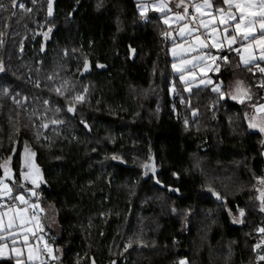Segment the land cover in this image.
<instances>
[{
	"label": "trees",
	"instance_id": "16d2710c",
	"mask_svg": "<svg viewBox=\"0 0 264 264\" xmlns=\"http://www.w3.org/2000/svg\"><path fill=\"white\" fill-rule=\"evenodd\" d=\"M23 1L21 9L19 0H0V81L11 87L0 95V177L8 157L19 169L21 150L24 166L26 148L44 169L47 186L16 180L11 196L22 192L39 203L43 223L47 210L54 213L59 231L47 229L43 261L264 264V244L255 249L264 238V132L252 130L246 116L264 101V86L254 84L264 60L244 65L228 49L212 83L187 85L172 72L171 28L158 12L144 16L138 0H53L51 15L49 0ZM87 60L93 71L80 78ZM100 63L106 69L98 70ZM89 81L93 97L78 102L74 91ZM229 81L247 86L243 102L222 96ZM33 98L51 99L63 137L48 140L45 131L32 130L25 107ZM197 156L211 168L244 162L245 186L227 195L206 177L207 168H196Z\"/></svg>",
	"mask_w": 264,
	"mask_h": 264
},
{
	"label": "rangeland",
	"instance_id": "374dc122",
	"mask_svg": "<svg viewBox=\"0 0 264 264\" xmlns=\"http://www.w3.org/2000/svg\"><path fill=\"white\" fill-rule=\"evenodd\" d=\"M139 4V10L141 13H143L144 16H146V14H149L150 12H158L160 14H162V18L161 21L162 23L171 28L170 32H169V38L172 42L170 48H169V52H170V56H171V60H172V72L173 74H180L179 77V81L182 83H186L187 85H205L208 84V81H211V83L213 82V79H215V76L212 75L213 72H217L218 71V66L215 65L217 60H218V55L212 54L211 56H205L202 53V49H204V47H201V45L196 41L195 37L198 35L200 38V41L204 42L203 39V30L206 33H211L210 29H204L203 27H199L195 32H193L192 34H189L187 31L181 35V28L184 27V23L183 22H178L176 20H174L172 17L176 14V12H183V10H175L173 9V5H176L177 3H179L178 0H169L168 6L169 8L172 9L171 12H165L162 13L160 11L157 10V7L159 6V4L161 3V0H138ZM146 5V7H142ZM198 16V14H196ZM168 19L169 23L165 24L164 20ZM190 21V27H195L196 25L199 24V18H197V20H192L189 19ZM221 31L218 30L217 31V35L215 38H213L211 36L210 40L213 42L214 39H220L221 37ZM228 44L227 41H222V44ZM238 43V42H237ZM204 44L206 45V42H204ZM236 44V43H235ZM225 46V45H224ZM242 46V44H241ZM240 46V47H241ZM228 47V46H227ZM243 47V46H242ZM216 48V47H215ZM195 49V50H194ZM219 49V48H217ZM244 52V51H243ZM242 56H246V53H243ZM198 57H204L203 60H199L196 59ZM212 57H215L216 59H212ZM256 59L250 61L247 64L253 63L255 61H257V58L260 59V55L255 56ZM241 61L242 57H241ZM244 63V62H243ZM175 65V67H174ZM2 66V65H0ZM3 70L0 71V74L4 72V67L2 66ZM264 67H261L260 69H262ZM260 69H256L257 70V74L260 75L258 76V79L256 81V85L258 86H264V77L262 76V74H264V72H262ZM255 71V70H253ZM256 72V71H255ZM65 76V75H64ZM63 76V77H64ZM172 80L174 79V76L171 77ZM34 80V78H33ZM36 80H40V78H35L34 81ZM71 81V80H70ZM67 78L66 80H63L62 82H65L66 90H69L71 87V82H70ZM225 82H221V84L216 85L215 88L216 89H220L221 85H224ZM92 83L89 81L87 82L82 89H76L74 91V99H76L78 102H85V100H87V98H92L93 97V93H92ZM177 86L173 85L171 88L172 90L177 94ZM247 89V86H245L243 83H238L237 81H229V83L227 84V86L225 87V90L222 92V96L225 97H230L233 98V96H237L236 99H242L241 95H238L237 93V89ZM11 90V87L7 84H4V82L0 81V95H3L5 93H8ZM252 92V90H251ZM143 94L149 95L147 91H145ZM78 97H82V99H77ZM185 98V97H183ZM186 99V98H185ZM256 100H258V98H255ZM45 101H48V103H45ZM184 101L183 99L181 100V102ZM187 101V100H186ZM185 101V102H186ZM51 99L50 98H46L42 103H41V99L36 98V99H30V101L26 104L25 107V116L28 119V121L31 123V128L33 131L35 132H41V131H45L47 135H49V138L46 137L48 140L49 139H57L59 137H63L62 133L64 131V126H55L56 124H54L53 120H52V114H51ZM89 100H88V105L89 106ZM260 105H264V101L258 102L256 107L252 110H250L247 113V117H248V122H260V121H264V112H258L256 109L260 106ZM55 106V104H54ZM55 110H57L59 107H54ZM81 114L83 115V111H81ZM55 115L58 117L60 124H62L61 122H65V120L63 119L64 116L61 114V112L56 111ZM255 117V121H252L251 118ZM63 119V120H62ZM57 121V120H56ZM57 122V123H59ZM56 123V122H55ZM203 123V122H202ZM50 125V127H47L45 125ZM70 125V127L73 126L72 122L68 123ZM189 121H186V125L188 127H190L189 125ZM204 128V123L200 124L201 129ZM206 126V124H205ZM252 130H260L259 127L256 128H251ZM27 149V148H26ZM24 151V156H23V162L25 163L24 166V171H30L31 166L29 167V163L30 161L27 160V155L28 152H30L27 149ZM32 158V157H31ZM206 157H201V156H197L195 157V164H196V168L198 169H203V168H207V173L204 172L205 175H207L206 177L209 179V177L211 179H213V181H216L215 179H217L218 181H216L217 183H219L221 185V187L224 189V191L226 192L227 195H231V193H235L237 191H239L240 189H242L241 187H244V182H242L239 179V171L242 170V165H244L242 161H237L232 165H222L219 166L218 168H214V167H210L207 162L205 161ZM204 166V167H203ZM203 167V168H202ZM210 170L212 172H210ZM209 176V177H208ZM4 181V180H3ZM211 182V181H210ZM4 183L8 184L9 187L12 188V193L10 196H5L3 198H0V205H4L5 207L0 208V212H5L7 213V215L4 216V225H5V230L0 231V245H3V255H0V258H7V257H14L16 258V260L19 258L21 260V264H49L46 263L45 261H43V253L40 249V245L41 244H45L47 245V229L48 230H53L54 232H58V225L56 223V218L53 215L54 213L52 211H44L47 215V219H44L45 222H41V219H43V217H37L36 219H32L30 218V216H28V213L26 211V209L24 208V206L22 205V201L20 200H14L13 198H11V196L14 194L13 191V186L10 182L4 181ZM249 184V183H246ZM25 186V185H24ZM247 186V185H246ZM230 189H227V188ZM240 188V189H239ZM261 190V187L259 188ZM29 193H33L34 190L33 189H28L27 190ZM23 195L22 192L18 193L16 196H20ZM33 195V194H32ZM26 196L24 195V198ZM261 197H263V193L261 191ZM31 200V199H30ZM32 202V201H31ZM33 205H38V207H36L39 216L40 213H42L43 209L41 208V206H39V203H33ZM20 209L21 212H17L16 210ZM21 213L23 215V219L25 221L24 225L21 226ZM15 216V221H14V226L11 229L7 228V224H8V219L10 216ZM45 216V215H44ZM140 217V215H139ZM207 229V224L206 222L204 223V227L203 230ZM30 230V231H29ZM25 234L27 236V241L28 243L26 244L25 241ZM34 235V236H33ZM262 244H264V238L261 237L259 239V241L257 242L255 249L258 248V246H261ZM48 247V246H47ZM18 249L22 252V256L21 257H17L16 252L13 251V249ZM33 250V258L32 260L28 259V250L29 249ZM50 248L48 247L47 251ZM184 261L186 262V264H191L188 262L187 259H182L178 264H181V262Z\"/></svg>",
	"mask_w": 264,
	"mask_h": 264
},
{
	"label": "snow or ice",
	"instance_id": "6c2138e0",
	"mask_svg": "<svg viewBox=\"0 0 264 264\" xmlns=\"http://www.w3.org/2000/svg\"><path fill=\"white\" fill-rule=\"evenodd\" d=\"M215 2H219V0H215ZM169 0H161V3L157 7V10L165 13L171 12L172 9L168 6ZM223 4L227 6V10L224 7L215 8L214 7V0H193L191 4H186L185 0H179V3L176 4L177 9H182L183 12H176V14L172 17L174 20L178 22H183L184 27L181 28V35H183L186 31L189 34L195 32L199 27H203L204 29H208L211 27L210 35L215 38L217 35L218 29L222 28L221 37L219 40H213V47L220 48L222 47V41H227L229 47L233 44L240 42L243 46V51L246 53V56H242V60L245 64L249 63L252 60H255L256 57L254 55V50L258 49L260 53V59L264 60V0H223ZM23 7V5H20ZM146 7V5L142 6ZM192 8L195 14L192 15L191 19L196 20L199 18V24L195 27H190L189 21V8ZM3 8V5H0V9ZM235 9V11H233ZM49 15L52 14V3L49 0ZM143 14V13H142ZM165 24L169 23L168 19L164 20ZM196 41L201 45V47H205L203 41H200L199 36L195 37ZM195 50V49H194ZM239 52L240 49H237ZM196 59L203 60L204 57H198ZM212 59H216L212 57ZM175 67V65H174ZM85 68H87V63L85 64ZM3 68L0 66V71ZM264 72V68L260 69ZM211 83V81H208ZM59 92V89H57ZM238 95L241 96H248L247 90L244 89H237ZM237 96H233V99H236ZM250 98V97H249ZM77 99H82V97H78ZM243 102V99H241ZM48 103V101H45ZM72 108H69V111H72ZM258 112H264V105H260L257 109ZM252 121H255V117L251 118ZM46 126V125H45ZM250 128L259 127L260 131L264 132V121L260 122H250ZM27 152V149H26ZM34 153L28 152L27 160H31V156ZM114 160H119L120 157L113 156ZM147 168L148 165H145ZM12 193V188L9 187L8 184L4 183L3 180H0V198L5 196H10ZM33 195L36 193L33 192ZM219 198V194H217ZM16 200H20L24 203L27 201L24 200V196H16ZM5 207L4 205H0V208ZM34 208L38 207V205H33ZM17 212H21L20 209L16 210ZM7 215L5 212H0V231L5 230L4 225V216ZM241 215H243V211L241 210ZM15 216H10L8 219L7 228L11 229L14 226ZM25 221L23 219V215L21 213V226L24 225ZM30 231V230H29ZM264 232V229L260 230ZM26 244L27 236L25 234V241ZM3 245H0V255H3ZM16 252L17 257L22 256V252L18 249H13ZM52 250H48V255L51 256ZM33 258V250L30 248L28 250V259L32 260ZM54 258V257H53ZM260 259H264V257H260ZM17 264H21V260L17 259ZM181 264H186V262L182 261Z\"/></svg>",
	"mask_w": 264,
	"mask_h": 264
},
{
	"label": "water",
	"instance_id": "95a60500",
	"mask_svg": "<svg viewBox=\"0 0 264 264\" xmlns=\"http://www.w3.org/2000/svg\"><path fill=\"white\" fill-rule=\"evenodd\" d=\"M133 57H134V55H132V58ZM86 63H87V68H85ZM85 64L80 71V74H79L80 78L82 76H86V75L90 74L93 71L92 63L90 60H87V62H85ZM97 68H98V70L102 71V70L106 69V65L100 63V64H97ZM72 109L73 110L69 111V112L71 115H75L76 108L72 107ZM82 124L84 125V127L87 130H89V131L91 130L88 123H82ZM31 162L33 163V165H32L33 167L31 168L30 172H28L26 174V176H28V180H30V182H28V180H26V182H28L30 185H32L35 188L47 186V181H46L44 169L42 167L38 166L34 159H32ZM170 189L173 192H178V189H176V188H170ZM209 194L212 195L216 201L225 202V199L221 196V194L219 192L214 191V190H209ZM217 194H219V198L217 197Z\"/></svg>",
	"mask_w": 264,
	"mask_h": 264
},
{
	"label": "flooded vegetation",
	"instance_id": "af4514ba",
	"mask_svg": "<svg viewBox=\"0 0 264 264\" xmlns=\"http://www.w3.org/2000/svg\"><path fill=\"white\" fill-rule=\"evenodd\" d=\"M52 2H54V1L51 0V3ZM25 3H26V1L19 0V4H18L19 8L22 9V7H20V5L24 6ZM53 30H54V27L46 28V31L44 34L46 40L52 39L51 36H52ZM12 161L13 160L10 157H8L2 161L3 170L1 173L0 180H4V181L7 180V182H10L11 184L14 183L16 180H19L21 185H22V182H24V183L30 182V180H28V176H26V174L30 171H24L25 166H22V150H21V160H20L19 169H17L16 167L13 166ZM29 164H30L29 167L31 166V168H32L33 163L30 161ZM26 180H28V182H26Z\"/></svg>",
	"mask_w": 264,
	"mask_h": 264
},
{
	"label": "built area",
	"instance_id": "2783aa9c",
	"mask_svg": "<svg viewBox=\"0 0 264 264\" xmlns=\"http://www.w3.org/2000/svg\"><path fill=\"white\" fill-rule=\"evenodd\" d=\"M192 15H196L193 11V9L190 7L189 8V17L191 18ZM197 20V19H196ZM211 38V35L210 33H205L204 30H203V39H204V42H206V46L204 47V49H202V53L205 55V56H211L212 54H215V55H218V60L221 62V61H225L227 60V51L228 49L226 48H215L213 47V42L210 40ZM25 201H27V203H22V205L24 206V208L26 209L27 213H28V216H30V218L32 219H36L38 216H39V213L37 211L36 208L33 207V203L31 202L29 196H26L24 198ZM45 247L43 245H41V250H44ZM47 260V258H44Z\"/></svg>",
	"mask_w": 264,
	"mask_h": 264
},
{
	"label": "crops",
	"instance_id": "0c3cea01",
	"mask_svg": "<svg viewBox=\"0 0 264 264\" xmlns=\"http://www.w3.org/2000/svg\"><path fill=\"white\" fill-rule=\"evenodd\" d=\"M178 1H179V0H178ZM192 2H193V0H185V3H186V4H191ZM197 2H199V0H197ZM175 6H176V5H173V9L178 10V11H179V10H182V9H177ZM214 7H215V8H221V7H224V8L227 10V6L223 4V0H219L218 3L214 1ZM233 11H235V9H233ZM189 19H191V18L189 17ZM208 29H210V31L212 30L211 27L208 28ZM218 30H220V31L222 32V28H220V29H218ZM216 40H219V39L217 38ZM224 45H225V46H224ZM227 46H228V47H227ZM240 46H241V43H240V42H238V43H236V44H233L231 47H229V45L226 44V43L222 44V47H223V48L230 49L232 52H234L235 54H237V55H238L237 57H239V60H240V62H241L242 64H244V65H248V64H245V63H243V62L241 61V57H242V55H243L244 52H243V47H242V46L240 47ZM222 47H220V48H222ZM237 49H240V51L238 52ZM254 55H255V56L260 55L258 49L254 50ZM259 61H262V60L257 58V61H255V62H253V63H256V62H259ZM253 63H250V64H253ZM219 84H220V83H219Z\"/></svg>",
	"mask_w": 264,
	"mask_h": 264
}]
</instances>
